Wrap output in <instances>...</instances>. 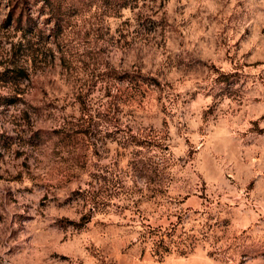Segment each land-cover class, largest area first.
I'll use <instances>...</instances> for the list:
<instances>
[{"label": "rangeland", "instance_id": "rangeland-1", "mask_svg": "<svg viewBox=\"0 0 264 264\" xmlns=\"http://www.w3.org/2000/svg\"><path fill=\"white\" fill-rule=\"evenodd\" d=\"M0 264H264V0H0Z\"/></svg>", "mask_w": 264, "mask_h": 264}, {"label": "trees", "instance_id": "trees-1", "mask_svg": "<svg viewBox=\"0 0 264 264\" xmlns=\"http://www.w3.org/2000/svg\"><path fill=\"white\" fill-rule=\"evenodd\" d=\"M12 75L11 77H7L5 78L6 80L10 79V78H19V77H25L26 74L24 71L17 69L12 71ZM93 205H91L87 211L85 212V214L81 215V217L79 218V223L78 224H83L85 222H87L90 217L92 216V214L95 211H98L97 208V204L96 202H92ZM149 233V231H148ZM166 234H156L152 236L151 238V249H150V254L152 256H155L157 258V260H161V258L163 257L164 254L168 253L170 248H169V243L165 240ZM170 242V241H169ZM182 254V253H181Z\"/></svg>", "mask_w": 264, "mask_h": 264}]
</instances>
